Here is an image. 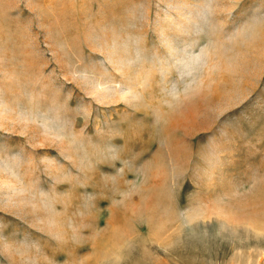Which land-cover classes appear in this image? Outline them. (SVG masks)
<instances>
[{"label": "rangeland", "instance_id": "rangeland-1", "mask_svg": "<svg viewBox=\"0 0 264 264\" xmlns=\"http://www.w3.org/2000/svg\"><path fill=\"white\" fill-rule=\"evenodd\" d=\"M0 264H264V0H0Z\"/></svg>", "mask_w": 264, "mask_h": 264}]
</instances>
